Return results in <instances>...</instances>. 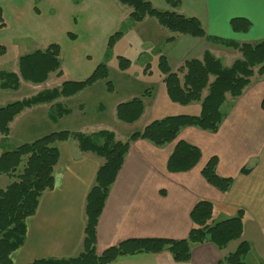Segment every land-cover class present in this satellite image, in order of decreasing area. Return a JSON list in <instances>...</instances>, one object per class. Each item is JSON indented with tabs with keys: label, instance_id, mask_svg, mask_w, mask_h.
I'll return each instance as SVG.
<instances>
[{
	"label": "crops",
	"instance_id": "1",
	"mask_svg": "<svg viewBox=\"0 0 264 264\" xmlns=\"http://www.w3.org/2000/svg\"><path fill=\"white\" fill-rule=\"evenodd\" d=\"M147 1L157 9L174 10L196 18L206 37L172 33L151 16L133 24L129 17L131 8L117 0H0L6 22V26L0 28V45L5 47V52L10 45L16 50L14 68L0 72L18 73L20 56L44 50L51 43L60 47V74L51 72L40 84L20 79L17 89L4 90L18 91L23 83H31L27 87L35 91L16 99L21 100L59 87L64 81H80L98 64L104 63L109 51L115 55L118 66V56L129 59V49L139 56L148 50L163 83L164 75L158 66L160 56L166 59L169 69L175 71L187 59L202 58L205 51L220 56L211 48L219 40L258 42L264 39V0H179L177 8H171L165 0ZM233 18L246 19L249 28L244 32L233 30L230 25ZM138 25L147 28L145 32L127 36L130 30L138 29ZM117 31L121 32L120 36L108 47L109 37ZM170 37L173 39L168 40ZM124 43L127 49H121ZM129 61L125 70L118 66L120 73L129 71ZM148 71L151 72L147 66L143 74ZM103 86L106 95L115 90L113 86V90L108 91L105 80H98L71 96H60L25 108L9 124V133L0 134V155L60 130L84 134L107 130L113 132L115 140H127L133 133L128 130L132 124L117 119L116 106L121 102L111 109L114 119L108 122L110 109L93 96L97 116L86 118L85 98L103 90ZM229 97L227 94L223 103L225 109L221 107L223 118L215 132L186 126L179 130L175 140L161 146L140 138L130 141L97 220L95 248L100 254L128 239L187 238L192 228L190 212L198 200L212 204L210 223L233 217L242 209L241 237L221 249L208 241L191 243L190 256L184 261H175L171 253L163 249L120 256L109 264H224V257L242 241L250 246L244 261L264 264V110L261 108L264 74L254 70L241 95L230 100ZM192 103L198 107L194 114H199L200 103ZM5 104L1 103L0 107ZM118 131L125 132L122 140L118 139ZM13 133L23 139L12 148L8 139ZM178 141L197 147L200 159L187 171L169 172L167 160ZM57 148L59 159L53 169V187L42 193L35 213L27 218L24 242L10 254L13 264H28L40 258L73 257L81 252L86 195L104 159L90 151H81L74 139L57 143ZM213 156L217 160V175L233 178L226 192L207 183L201 175L203 166ZM243 168L248 172L243 173ZM10 179L0 174V189L5 188Z\"/></svg>",
	"mask_w": 264,
	"mask_h": 264
},
{
	"label": "trees",
	"instance_id": "2",
	"mask_svg": "<svg viewBox=\"0 0 264 264\" xmlns=\"http://www.w3.org/2000/svg\"><path fill=\"white\" fill-rule=\"evenodd\" d=\"M131 8L130 19L139 22L146 16L154 17L158 23L175 34L192 37H206L200 22L194 17H186L174 10H160L147 0H117ZM171 8L179 6V0H165ZM230 25L235 31H246L249 22L244 18H233ZM6 26L0 8V28ZM121 32L117 31L109 37L108 47H111ZM170 37L168 40H172ZM228 41L241 53L229 66L210 51H205L201 59L185 60L175 71H171L163 56L159 57L158 66L164 75L163 84L169 99L182 105L200 102L199 114L170 115L154 119L141 130L131 133L125 141L115 140L113 132L99 130L91 134L70 132L68 130L53 131L31 142L18 145L12 150L0 155V174L14 179L0 189V264H13L10 254L19 248L25 239L26 220L35 213L39 198L54 184L53 169L59 159L57 143L69 139L77 141L79 149L90 151L104 159L99 166L94 184L86 195L84 238L81 252L67 258H40L28 264H109L118 257L135 253H155L167 249L175 261L187 260L190 256V244L211 242L219 249L229 242L241 237L243 230V210H238L233 217L210 223L213 206L205 200H198L190 212L192 228L187 238L172 240L163 238H134L110 246L100 254L96 252V225L103 209L109 189L119 172L130 141L144 139L154 145L161 146L176 139L182 127L194 126L203 130L215 132L223 118L221 107L226 95L236 98L249 84L257 67L258 74H264V39L258 42ZM5 53V47L0 45V55ZM60 47L49 44L44 50L20 56L18 73L0 72V87L17 89L20 79L34 84L47 80L49 73H61L59 61ZM118 66L125 70L129 59L118 56ZM98 80H105L108 91L113 85L108 80V69L104 63L96 66L93 72L80 81H64L59 87L43 90L21 100L11 101L0 107V134L9 133V124L21 111L35 104L51 102L64 96H71L92 85ZM204 90L206 93L203 94ZM149 90L144 95L149 96ZM264 110V97L261 100ZM144 104L141 97L118 103L116 117L127 124L135 123L143 114ZM200 159L197 147L184 141H178L167 160L169 172H183L193 168ZM23 166L17 171L21 163ZM216 157H211L201 170L202 177L221 192H226L233 182L232 177H220L215 171ZM247 173V169H242ZM247 241H242L224 259V264H249L244 256L249 251Z\"/></svg>",
	"mask_w": 264,
	"mask_h": 264
},
{
	"label": "rangeland",
	"instance_id": "3",
	"mask_svg": "<svg viewBox=\"0 0 264 264\" xmlns=\"http://www.w3.org/2000/svg\"><path fill=\"white\" fill-rule=\"evenodd\" d=\"M130 22L133 24H137L136 21H133L130 19ZM136 30H130L127 34V36H134L138 34H143L147 28L143 27L142 25ZM127 27V25L123 26V29ZM128 29V28H127ZM232 41L240 43V40L232 39ZM216 46L211 47L212 49H215L217 51V58H219L223 65L229 66L230 63L240 58L241 53L236 49L233 45H231L228 41L221 42L217 41L215 42ZM121 49H127V47L124 44L120 45ZM15 54L16 50L15 48L10 45L7 49V51L0 55V70H6L9 71L14 68L15 64ZM129 59L131 60V66L129 68V71L127 73H120V70L117 66V60L115 55L109 51L107 56L105 57L104 63H106V66L108 68V80L111 81L112 85L114 86V92L110 95H106L105 87L103 90H97L94 92L93 95L88 96L85 98L86 100V118L87 119H93L95 118L96 112L93 110V96L94 99H98L99 101L103 102L104 107H107L110 109V118L107 114V118L109 119L108 122H111L114 119V114L111 115V109L114 108L115 104L117 102H124L127 100H130L134 97H141L143 100V96L146 90H149L151 93V96L148 95L145 96L143 104H144V111L142 116L134 123L132 124L128 130L131 132L138 131L143 125L146 123H149L150 121L154 119H160L164 118L166 116L170 115H180V114H194L197 110L196 103L191 104H179L171 101L169 97L166 94L164 84L160 82L158 70L156 69V65L154 62V58L151 55V53L148 50H145L141 53L139 56L138 53L134 52L132 49H129L128 52ZM216 57V56H215ZM201 59V58H200ZM229 64V65H228ZM148 66V69L151 70L148 71L146 74H143V69ZM255 72L257 70V67L254 68ZM31 83H23L22 87L18 91H8L4 90L0 87V105L3 102L9 103L11 101H14L18 99L19 97H27L30 95V93L34 92L35 90H29L27 86ZM102 84V83H101ZM34 88V87H33ZM99 88V87H98ZM103 92V93H102ZM206 92L204 90L203 94ZM150 93H147L150 95ZM108 96V97H107ZM230 100V97L228 98ZM200 103V102H199ZM226 104L222 106V109H225ZM106 118V116H104ZM119 138L123 139V135L125 132H119ZM20 138L18 134L13 133L11 139L9 141L10 147H15L17 141H20ZM23 166V162L19 166L17 171H20ZM11 177V176H10ZM14 178L11 177L10 182Z\"/></svg>",
	"mask_w": 264,
	"mask_h": 264
}]
</instances>
